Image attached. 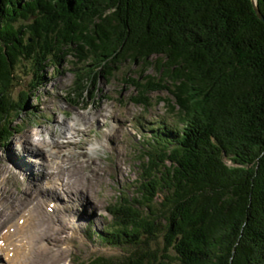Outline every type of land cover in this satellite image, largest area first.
Instances as JSON below:
<instances>
[{
  "label": "trees",
  "instance_id": "trees-1",
  "mask_svg": "<svg viewBox=\"0 0 264 264\" xmlns=\"http://www.w3.org/2000/svg\"><path fill=\"white\" fill-rule=\"evenodd\" d=\"M69 59L84 67L70 96L128 68L132 102L165 93L171 119L143 142L134 194L97 234L121 257L85 264H264V22L252 0H0V141L24 111L15 67L41 76Z\"/></svg>",
  "mask_w": 264,
  "mask_h": 264
},
{
  "label": "rangeland",
  "instance_id": "rangeland-1",
  "mask_svg": "<svg viewBox=\"0 0 264 264\" xmlns=\"http://www.w3.org/2000/svg\"><path fill=\"white\" fill-rule=\"evenodd\" d=\"M72 61L49 65L41 76L34 73L29 62L15 67L12 95L16 101L22 100L24 111L17 118L19 126L12 125L17 132L11 139L0 141V214L3 205L7 209L5 217L0 215V228L29 213L25 204L33 202L29 227L34 231L41 226L44 231L38 230L36 244L26 248L29 256L25 264H46L48 255L51 260L47 264L120 258L121 249L105 245L98 235L113 229L108 210L114 209L121 198L134 194L143 142L158 127L171 125L166 106L158 102L167 94H151L149 108L132 102L136 93L121 83L122 72L128 68L115 79L99 81L98 88L90 93L70 96L76 85H81L75 80L76 73L84 70L82 64ZM94 147L98 149L91 152ZM52 156L72 183L58 185L60 190L52 192L56 200L41 193L50 173L49 169L43 171L41 164ZM51 200H58L61 208L54 215L47 214ZM43 248L50 249V254L42 256Z\"/></svg>",
  "mask_w": 264,
  "mask_h": 264
},
{
  "label": "bare ground",
  "instance_id": "bare-ground-1",
  "mask_svg": "<svg viewBox=\"0 0 264 264\" xmlns=\"http://www.w3.org/2000/svg\"><path fill=\"white\" fill-rule=\"evenodd\" d=\"M96 149L97 148L94 147V148H91L90 150H91V152H94V151H96ZM43 165H46L45 169L43 168ZM41 168L43 169V171L46 169H51V172L48 174V175H51L50 180L47 182L48 185L46 186L45 189L44 188L41 189V193L45 194L50 199H55V200L58 199V197L56 195L52 194V192L57 189V187L55 186L56 182H60V181L63 182L67 179L66 180L67 182H65L66 184L64 185V183H63L62 186H64V187H66V185L72 186V183L70 182L69 178H67L66 173L62 174V172H61L62 165L59 164L58 162L42 163ZM33 170H34L33 166L31 165L29 171H31V173H32ZM32 175L34 176V173ZM63 176H65L66 179L61 178ZM50 191H51V193H50ZM18 203L22 205V202H18ZM32 204H33V202H31V201L28 203L26 202V204H25L26 206L28 205L27 210L29 213L22 215L21 217H19L18 220L6 225L2 229L0 228V263L2 262V264H25L26 263L25 260L29 256V253L26 251V248L28 246L33 248L34 244H36L35 238H36V235L38 234V230H39V232L44 231L41 228V226H37L34 231L31 230V228L29 227L30 224L32 223V220H33V213L32 212L30 213V210H32L30 206ZM49 204H51V201L48 203V205ZM60 209L61 208L59 207V205L56 204V209H53V213H55L57 210H60ZM6 211H7V209L3 205V212H1L0 215L3 216L4 214H7ZM8 211H10V210H8ZM3 217H5V216H3ZM21 234H24L23 237H20ZM49 251H50V249L44 250V248H43V251H41V255L46 256V255L50 254ZM10 254L12 255L11 257H10ZM55 254H52V256L55 257ZM61 254L59 253L57 255L59 256ZM37 257H38V255H37ZM44 260H45L44 262L47 264L49 262V260H51V259L48 255V258L44 259ZM52 264H55V263H52Z\"/></svg>",
  "mask_w": 264,
  "mask_h": 264
},
{
  "label": "water",
  "instance_id": "water-1",
  "mask_svg": "<svg viewBox=\"0 0 264 264\" xmlns=\"http://www.w3.org/2000/svg\"><path fill=\"white\" fill-rule=\"evenodd\" d=\"M252 2H253V5H254V10H255V13H256V15L258 16V18L262 21V22H264V17L261 15V13L259 12V9H258V7H257V3H256V1L255 0H252Z\"/></svg>",
  "mask_w": 264,
  "mask_h": 264
}]
</instances>
